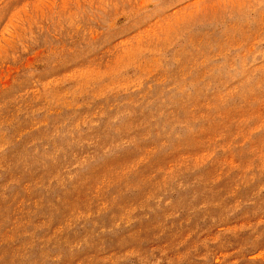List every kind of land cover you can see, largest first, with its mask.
Segmentation results:
<instances>
[{
  "label": "rangeland",
  "instance_id": "374dc122",
  "mask_svg": "<svg viewBox=\"0 0 264 264\" xmlns=\"http://www.w3.org/2000/svg\"><path fill=\"white\" fill-rule=\"evenodd\" d=\"M0 264H264V0H0Z\"/></svg>",
  "mask_w": 264,
  "mask_h": 264
}]
</instances>
